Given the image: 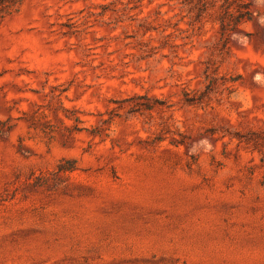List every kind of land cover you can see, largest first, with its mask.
Listing matches in <instances>:
<instances>
[{
  "label": "rangeland",
  "instance_id": "374dc122",
  "mask_svg": "<svg viewBox=\"0 0 264 264\" xmlns=\"http://www.w3.org/2000/svg\"><path fill=\"white\" fill-rule=\"evenodd\" d=\"M0 0V264H264V0ZM244 10V9H243Z\"/></svg>",
  "mask_w": 264,
  "mask_h": 264
},
{
  "label": "trees",
  "instance_id": "16d2710c",
  "mask_svg": "<svg viewBox=\"0 0 264 264\" xmlns=\"http://www.w3.org/2000/svg\"><path fill=\"white\" fill-rule=\"evenodd\" d=\"M247 4H238L236 5V13L230 10L231 3L229 0H223L221 5V14L219 16L220 24V34L222 37H225L228 32H234L238 30L239 24L242 22L251 21L250 13L247 9ZM244 9V10H243Z\"/></svg>",
  "mask_w": 264,
  "mask_h": 264
}]
</instances>
